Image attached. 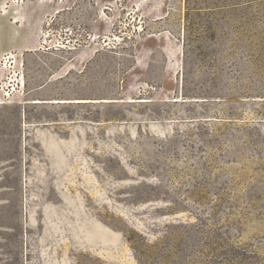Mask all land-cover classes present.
Returning a JSON list of instances; mask_svg holds the SVG:
<instances>
[{
	"label": "rangeland",
	"instance_id": "obj_1",
	"mask_svg": "<svg viewBox=\"0 0 264 264\" xmlns=\"http://www.w3.org/2000/svg\"><path fill=\"white\" fill-rule=\"evenodd\" d=\"M0 264H264V0H0Z\"/></svg>",
	"mask_w": 264,
	"mask_h": 264
}]
</instances>
